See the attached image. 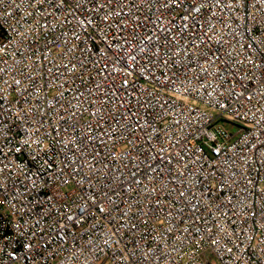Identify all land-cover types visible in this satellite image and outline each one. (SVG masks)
<instances>
[{
    "label": "built area",
    "instance_id": "built-area-1",
    "mask_svg": "<svg viewBox=\"0 0 264 264\" xmlns=\"http://www.w3.org/2000/svg\"><path fill=\"white\" fill-rule=\"evenodd\" d=\"M0 264H264V0H0Z\"/></svg>",
    "mask_w": 264,
    "mask_h": 264
},
{
    "label": "rangeland",
    "instance_id": "rangeland-1",
    "mask_svg": "<svg viewBox=\"0 0 264 264\" xmlns=\"http://www.w3.org/2000/svg\"><path fill=\"white\" fill-rule=\"evenodd\" d=\"M227 127L230 131H234L237 129V126L235 125V123H232V122H227Z\"/></svg>",
    "mask_w": 264,
    "mask_h": 264
}]
</instances>
